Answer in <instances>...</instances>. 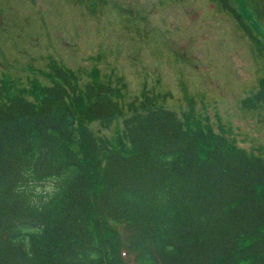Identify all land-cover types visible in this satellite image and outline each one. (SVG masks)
I'll use <instances>...</instances> for the list:
<instances>
[{
	"label": "trees",
	"instance_id": "obj_1",
	"mask_svg": "<svg viewBox=\"0 0 264 264\" xmlns=\"http://www.w3.org/2000/svg\"><path fill=\"white\" fill-rule=\"evenodd\" d=\"M43 73L0 76V264H264V144L217 131L186 91L179 113L147 85L127 100L114 70ZM242 106L264 119V75Z\"/></svg>",
	"mask_w": 264,
	"mask_h": 264
},
{
	"label": "rangeland",
	"instance_id": "obj_2",
	"mask_svg": "<svg viewBox=\"0 0 264 264\" xmlns=\"http://www.w3.org/2000/svg\"><path fill=\"white\" fill-rule=\"evenodd\" d=\"M264 40V0H229ZM218 0H0V76L47 82L52 59L85 73L124 75L127 100L144 85L168 94L254 151L264 119L242 106L264 75V58ZM210 122V123H211ZM98 133L112 137L113 127Z\"/></svg>",
	"mask_w": 264,
	"mask_h": 264
}]
</instances>
